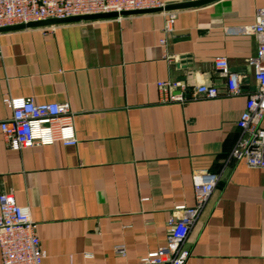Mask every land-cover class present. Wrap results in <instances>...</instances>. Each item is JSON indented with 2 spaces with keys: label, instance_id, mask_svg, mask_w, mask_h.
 <instances>
[{
  "label": "crops",
  "instance_id": "crops-1",
  "mask_svg": "<svg viewBox=\"0 0 264 264\" xmlns=\"http://www.w3.org/2000/svg\"><path fill=\"white\" fill-rule=\"evenodd\" d=\"M259 8L264 0H218L178 11L170 34L160 14L0 33V122L5 99L75 114V147L11 151L0 133V194L35 222L43 264H137L166 245L175 209L194 205L195 172L219 179L185 264H264V169L229 160L255 88L248 28ZM215 59L239 76L241 96L227 94ZM164 81L219 95L164 104Z\"/></svg>",
  "mask_w": 264,
  "mask_h": 264
},
{
  "label": "built area",
  "instance_id": "built-area-1",
  "mask_svg": "<svg viewBox=\"0 0 264 264\" xmlns=\"http://www.w3.org/2000/svg\"><path fill=\"white\" fill-rule=\"evenodd\" d=\"M170 0H0V29L70 17L163 9ZM176 12H162L163 33L173 30ZM56 27L41 28L53 31ZM248 31L255 37L257 49L248 64L252 67L254 91L247 95L243 112L237 121L238 140L229 160L243 162L251 169H264V8L256 9L254 23ZM161 45L164 40H161ZM214 69L226 80L230 97L243 94L239 76L230 72L224 59H215ZM161 103H184L198 99L211 100L219 95L212 86L188 87L178 81L156 84ZM177 92V95L175 93ZM10 110L8 119L0 122V133L11 151L45 147L59 143L75 147V114L67 103L36 104L30 99H5ZM219 177L207 172L192 174L194 205L178 207L179 217L167 222V242L155 252L142 257L137 264H185L189 251L185 243L189 233L206 207ZM123 255L122 247L116 249ZM1 264H43L45 252L40 246L37 227L28 212L19 207L9 194H0Z\"/></svg>",
  "mask_w": 264,
  "mask_h": 264
},
{
  "label": "water",
  "instance_id": "water-1",
  "mask_svg": "<svg viewBox=\"0 0 264 264\" xmlns=\"http://www.w3.org/2000/svg\"><path fill=\"white\" fill-rule=\"evenodd\" d=\"M218 0H196L184 3H175L165 6L163 9H152V10H140V11H132V12H122L120 14L109 13V14H99V15H91V16H80V17H70L65 19H54V20H46L40 22H32L26 25H16L7 28L0 29L1 32H12V31H22V30H30V29H41V28H49V27H58L63 25L76 24L80 22H91V21H99L106 19H115L118 17H127V16H136V15H153L160 14L162 12H178L183 10H192L198 9L200 7L206 6Z\"/></svg>",
  "mask_w": 264,
  "mask_h": 264
}]
</instances>
